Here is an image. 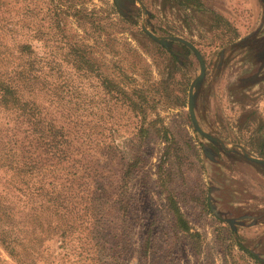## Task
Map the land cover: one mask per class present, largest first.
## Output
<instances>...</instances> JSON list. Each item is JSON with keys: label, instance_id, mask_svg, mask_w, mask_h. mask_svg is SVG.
Masks as SVG:
<instances>
[{"label": "rangeland", "instance_id": "obj_1", "mask_svg": "<svg viewBox=\"0 0 264 264\" xmlns=\"http://www.w3.org/2000/svg\"><path fill=\"white\" fill-rule=\"evenodd\" d=\"M24 4L26 0H18L21 23L43 24L55 35L49 47L43 40H32L36 50L45 55L50 49L61 63L64 48L58 30L42 19L43 11L25 14ZM45 4L36 0L35 6ZM73 4L61 13L65 39L84 43L103 74L127 91L112 97L100 78L71 74L66 77L72 86L64 94L66 108L51 107L60 116L61 110L82 114L87 131L93 119L98 123L91 142L98 150L91 151L88 161L97 169L107 220L97 226L95 239H100L98 231L108 234L107 245L116 247L113 235L125 226L123 264H264V170L244 157L246 152L264 158V59L259 57L264 49V0ZM146 30L166 42L175 41L172 49ZM21 33H28L27 26ZM176 37L191 41L205 58L206 76L193 88L195 114L199 127L216 142L192 120L189 97L201 67L194 51L183 48ZM135 86L145 90L146 116L128 106L129 98L136 97ZM79 99L88 110L77 111ZM140 127L143 134L138 133ZM133 161L137 164L125 185L130 215L120 221L110 201L122 190L123 174ZM2 176L0 172L3 183ZM169 196L178 202L191 232L176 225ZM49 244L60 261L79 264L73 252L64 256L58 236ZM0 254L14 264L1 247Z\"/></svg>", "mask_w": 264, "mask_h": 264}, {"label": "trees", "instance_id": "obj_2", "mask_svg": "<svg viewBox=\"0 0 264 264\" xmlns=\"http://www.w3.org/2000/svg\"><path fill=\"white\" fill-rule=\"evenodd\" d=\"M37 1L46 4L37 9L36 0H26L23 12L32 17L43 11L42 19L47 18L50 28L56 27L60 48H64L61 63L55 61L50 49L41 55L32 43L43 40L49 47L55 35L43 24H22L18 0H0V172L4 180H0V247L14 264H66L49 244L58 236L60 247L66 249L64 256L68 258L73 252L79 264H109V260L101 259L102 254L115 260L114 264H123L125 226L113 235L116 247L107 245L108 234L98 231L100 239H95L97 226L107 220L106 204L96 185L97 169L88 161L91 151L98 150V145L91 143L98 123L93 119L87 131L82 114L61 110L60 116L51 107L66 108L64 94L72 89L66 77L71 74L90 80L100 78L112 97L125 96L127 91L120 82L103 74L84 43L65 39L61 13L73 8L74 0ZM24 26L28 33L22 34ZM132 92L136 97L129 98L128 106L146 116L145 90L135 86ZM46 97L49 99L44 100ZM82 102L77 101V111L89 109L82 107ZM95 102L92 100L91 108L97 116ZM144 131L140 127L138 133ZM136 164H127L121 185L124 189L110 201L120 221L130 215L131 198L125 185ZM169 208L176 225L191 232L187 218L171 196ZM0 264H7L1 254Z\"/></svg>", "mask_w": 264, "mask_h": 264}, {"label": "water", "instance_id": "obj_3", "mask_svg": "<svg viewBox=\"0 0 264 264\" xmlns=\"http://www.w3.org/2000/svg\"><path fill=\"white\" fill-rule=\"evenodd\" d=\"M146 32L156 41H160L161 43L165 44V40L164 39H161L160 37H158L157 35H155L154 33L146 30ZM176 40H180L182 42H184L185 44H187L188 46H190L192 48V50L196 53L198 59H199V62H200V65H201V74L197 77V79L195 80V82L193 83L192 85V88H191V92H190V97H189V110H190V113H191V117H192V120L195 124V126L197 127V129L205 134L207 137H209L212 141H215L216 142V138L212 137L210 134L208 133H205L198 125L197 123V120H196V117H195V112H194V106H195V98H196V94L195 92L193 91V88L196 86L197 88L201 85V82L204 78V75H205V61L201 55V53L198 51L197 47L192 44L191 42L185 40V39H182V38H177L176 37ZM246 157L249 158L250 160L252 161H255L257 163H260V164H264V159H260L258 157H255V156H250L248 153H245ZM217 211V210H216Z\"/></svg>", "mask_w": 264, "mask_h": 264}, {"label": "flooded vegetation", "instance_id": "obj_4", "mask_svg": "<svg viewBox=\"0 0 264 264\" xmlns=\"http://www.w3.org/2000/svg\"><path fill=\"white\" fill-rule=\"evenodd\" d=\"M186 40V39H185ZM176 41H180V40H176ZM187 41H189V40H187ZM180 42H182V41H180ZM189 42H191V41H189ZM175 43V41H167L166 43H165V45L164 44H162V45H164L166 48H169V50H171L172 49V46H173V44ZM176 43H179V42H176ZM192 43V42H191ZM182 46H183V48H187V49H191L192 50V48L190 47V46H188L187 44H185L184 42H182V43H180ZM193 44V43H192ZM198 51L201 53V51L198 49ZM195 53V52H194ZM195 55H196V53H195ZM201 55H202V57H203V59H204V61H205V58H204V56H203V54L201 53ZM196 57H197V55H196ZM259 57L260 58H262L261 60H263L264 59V49L261 51V53L259 54ZM198 58V57H197ZM199 60V59H198ZM200 63V62H199ZM200 67H201V65H200ZM206 72H207V65H206V61H205V75H204V78H205V76H206ZM200 74H201V72H200ZM199 74V75H200ZM198 75V76H199ZM204 78H203V80H204ZM202 80V81H203ZM256 81H257V79H256ZM195 105H196V98H195ZM194 112H195V106H194ZM191 114V113H190ZM195 117H196V114H195ZM196 120H197V118H196ZM197 123H198V121H197ZM246 153V152H245ZM245 153H244V157L248 160V161H250L251 163H254V165H256V166H259V170L261 169V171L262 170H264V164H260V163H257V162H255V161H252V160H250L249 158H247L246 157V155H245ZM249 154V153H248ZM250 155V154H249ZM251 156V155H250ZM258 158H260V159H264V158H262V157H258Z\"/></svg>", "mask_w": 264, "mask_h": 264}]
</instances>
